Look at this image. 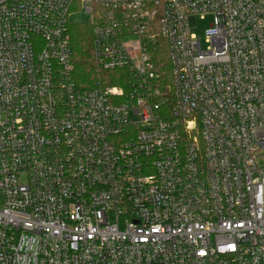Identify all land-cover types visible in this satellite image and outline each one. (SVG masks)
I'll return each mask as SVG.
<instances>
[{
  "label": "built area",
  "instance_id": "2783aa9c",
  "mask_svg": "<svg viewBox=\"0 0 264 264\" xmlns=\"http://www.w3.org/2000/svg\"><path fill=\"white\" fill-rule=\"evenodd\" d=\"M0 264H264V0H0Z\"/></svg>",
  "mask_w": 264,
  "mask_h": 264
},
{
  "label": "trees",
  "instance_id": "16d2710c",
  "mask_svg": "<svg viewBox=\"0 0 264 264\" xmlns=\"http://www.w3.org/2000/svg\"><path fill=\"white\" fill-rule=\"evenodd\" d=\"M70 33L74 82L80 90H87L99 80L92 52V30L89 26L76 25L71 26ZM116 74L104 72L101 78L108 85L120 86L121 81L113 78Z\"/></svg>",
  "mask_w": 264,
  "mask_h": 264
},
{
  "label": "rangeland",
  "instance_id": "374dc122",
  "mask_svg": "<svg viewBox=\"0 0 264 264\" xmlns=\"http://www.w3.org/2000/svg\"><path fill=\"white\" fill-rule=\"evenodd\" d=\"M71 26H90L91 17L85 14L79 8H74L69 18ZM214 24V15H208L203 18L198 17L192 33L201 40L203 47H206V31Z\"/></svg>",
  "mask_w": 264,
  "mask_h": 264
}]
</instances>
